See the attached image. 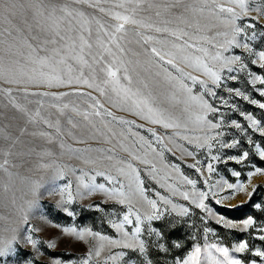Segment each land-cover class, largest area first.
I'll list each match as a JSON object with an SVG mask.
<instances>
[{"label": "snow or ice", "instance_id": "6c2138e0", "mask_svg": "<svg viewBox=\"0 0 264 264\" xmlns=\"http://www.w3.org/2000/svg\"><path fill=\"white\" fill-rule=\"evenodd\" d=\"M75 3L84 0H73ZM101 3L110 7H103ZM88 6L98 11L106 19L97 17L94 13H85L75 9L65 0L57 5L53 0H0V22L5 25L0 27V45L5 46V55H0V81L6 84H16L18 90L23 86L22 95L25 99L36 97L37 107L29 109L19 103L14 97L11 89L6 91L9 97V106L14 110L12 119L24 123L0 127V137L5 141L0 146V170L11 176L10 168L15 167V160L8 157H24L37 153L38 145L25 140L26 136L42 138L51 144L54 138L62 135H72L74 129L81 127L80 121L73 119L72 114L80 117L86 125L95 128L93 117L99 118L105 127H109L111 121L117 125H127L130 122L117 118L112 111L108 110L97 97L91 96L83 91L75 90L72 93L29 91V88L51 89L54 87L86 86L95 90L99 96L105 97L113 106L121 110L134 111L140 119L151 125H158L165 130H173L174 135L193 145V150L176 143L173 136H168L167 141L163 134L153 128H148L149 133L155 138L157 146L172 144L181 150L186 157L193 159L194 163L189 164L197 173L203 174L200 161L196 158L195 150H207L210 160L217 163L228 164L234 162L242 164L248 161L249 151L244 148L247 144L255 149L261 160H264V146L255 142L251 133H258L264 137V120L258 119L255 115L244 110L237 101H244L249 105L264 110V102L251 98L250 95L239 86L240 73L248 77L246 83L256 90L260 97H264V87L256 88V85H264V76L253 74L249 68L259 66L264 69V48L255 49L249 41L256 39L257 33H249L247 29H254L256 25L248 23L240 24V20L248 16V0H164L163 3L149 2V0H97L96 3H89ZM155 11V17H161L162 9L170 19L162 21L154 20L151 16H142L140 13ZM175 9L176 11H173ZM238 9V10H237ZM208 11L211 16L217 17L228 29L216 34L218 39L212 47L215 51L198 46L195 32H189L186 28L169 27L174 21L191 23L188 19L189 13L197 11ZM258 12V17L264 16V0H261L259 7L251 9ZM68 18H79L78 27L74 26ZM95 24L97 31L95 37L90 25ZM131 28V37H130ZM156 33L157 35H153ZM264 36V32L261 33ZM94 37V39H93ZM135 44L137 47H133ZM24 49L27 51L25 52ZM233 49H242L246 55H229ZM143 57V72L138 70L141 61L133 57ZM87 68L86 73L83 69ZM185 68L192 71H185ZM75 70V74H74ZM193 72L199 73L194 75ZM190 82V83H189ZM199 85V90L194 91V86ZM235 85V86H233ZM164 89L170 94V99L185 104L194 105L199 113L196 116V123L200 125L202 136H189L181 134L177 130L182 127L187 131L186 125H181L164 107L161 94ZM227 95H218V92ZM77 95L88 96V108L81 110L72 106L69 110L67 103L53 105L57 109L55 119L51 113L44 114L41 109L43 102L41 97L51 96L53 100H60L63 96ZM181 97L184 99L181 101ZM218 102V103H214ZM68 110V111H66ZM18 114V115H16ZM4 114L0 113V117ZM239 116L240 119L230 118ZM61 117L64 118L67 131L61 126ZM212 117V118H210ZM246 122V124H245ZM41 127H29V126ZM143 127V125H137ZM230 129H234L238 136L224 140L229 135ZM112 137L123 135L115 128H109ZM129 133L138 137L133 140L131 146L121 145L123 151L130 159L120 157L116 159L111 150L108 155L102 157L108 161L116 160L114 164L106 166V170L96 171L92 180L96 177H103L105 183L80 181L76 189V195L86 198L97 192L102 193L109 200H113L121 206H126L122 218L110 220V226L115 230L118 238H109L99 235L100 241H107L109 245L135 252L140 258V264H153L149 253L155 251L158 256L168 258L172 249H180L182 243L179 239H170L169 233L174 231L178 221L170 217L167 207L176 217H185L189 214V207L177 205L166 196L155 193V198L146 195L144 181L141 179L140 170L133 162L144 165L147 175L155 181L160 188H164L176 195L178 189L173 186V177L158 167L162 164L164 169L172 168L180 175L187 185L192 188L191 192L180 191L179 195L194 205L196 209L212 215V209L206 204L209 196H215L211 188L208 191L196 190V182L184 176L175 165L165 164L163 151L138 133ZM83 142V141H81ZM219 145L220 149H241L238 155L213 154V148ZM63 143L60 144L62 148ZM173 152V148H167ZM45 155H51L50 150L40 149ZM86 163H96L89 158ZM41 168L49 167L41 164ZM208 173H212L214 165L208 162L206 165ZM110 169V170H107ZM261 172L256 168L248 173L249 178ZM232 174L239 177V171ZM56 177L66 179L63 168L56 169ZM229 189L233 188L231 183L227 184ZM71 185L66 188L54 189V195L61 199L58 206L69 216L74 215L66 205L73 202V193L69 191ZM245 189V184L236 186L237 191ZM255 192L248 193V196ZM65 193L67 198L64 199ZM227 198V197H225ZM217 204L220 200L215 201ZM91 208L101 210V205H91ZM257 207H259L257 205ZM223 217L217 221L220 223ZM227 227H235L227 221H223ZM27 216L23 224L28 225ZM253 218L243 222L242 231H247L254 225ZM20 229H15L10 239L0 241V264H7L10 256L19 254L17 247L21 239L31 247H36V241L31 235L24 238L20 236ZM24 232L31 229L25 228ZM209 229H205V232ZM264 233V229L259 230ZM63 233L76 236L80 241L85 237L96 236L90 229L78 230L76 227H64ZM264 241V234L258 236ZM48 247H54L50 242ZM213 250L218 257L213 256ZM104 251V244L101 243L95 251V257L99 258ZM208 259L211 264H257V261L246 262L240 257L230 254L226 246H218L216 243L205 245ZM232 253L241 254L249 252L247 241H241L231 249ZM255 257L260 258L259 264H264V250H253ZM93 253L89 252L82 264H90ZM125 252H120L123 257ZM202 248L195 246L186 258L172 257L173 264H202ZM26 258V257H25ZM55 259V258H53ZM108 259L116 260L117 254H110ZM34 264V262H33ZM56 264H60L56 260Z\"/></svg>", "mask_w": 264, "mask_h": 264}, {"label": "rangeland", "instance_id": "374dc122", "mask_svg": "<svg viewBox=\"0 0 264 264\" xmlns=\"http://www.w3.org/2000/svg\"><path fill=\"white\" fill-rule=\"evenodd\" d=\"M57 5H61L65 0H53ZM72 8L80 9L85 13H94L97 17L106 19L101 13L95 11L88 6L89 3H96L97 0H84L81 3H75L73 0H67ZM153 2V0H149ZM155 3H163L164 0H154ZM261 0H248V8L250 9L248 16L240 20V24L247 25L252 23L256 25L254 29H247L249 33L256 32L257 36L254 41H249L250 45H254L255 49L264 48V36L261 35L264 32V16L258 17V12L251 10L259 7ZM103 7H110L108 4L101 3ZM238 10V9H237ZM155 11L153 8L150 11L140 13L142 16H151L154 20L162 21L164 19H170L162 9H160L161 17H155ZM173 11H176L173 9ZM79 18H68V20L76 27H78ZM189 23L174 21L169 25L171 28H186L189 32H195L197 37H205L206 39H197L195 43L198 46L215 51L212 45L217 42L216 34L218 32H224L228 30L221 20L217 17L211 16L208 11L196 13H189ZM0 22V27H4ZM95 33L97 31L96 25L93 23L90 25ZM157 35L156 33H152ZM93 37V39H94ZM131 37V28H130ZM133 47H137L133 44ZM26 52L27 50L24 49ZM229 55L238 54L246 55L242 49H233L228 53ZM0 55H5V46L0 45ZM133 59H139L141 65L137 66L138 70L143 72V60L141 57H133ZM249 68L253 74H259L264 76V69H261L258 65L252 66L249 64ZM86 73L87 68L83 69ZM185 71H192L185 68ZM75 74V70H74ZM194 75L199 73L193 72ZM241 79L239 86L244 89L251 98L264 102V97H260L258 92L250 87L246 81L248 77L245 73L239 74ZM190 83V82H189ZM235 86V85H233ZM264 87V85H256V88ZM8 89L12 90L13 97L24 106L29 109H34L36 105V97H29L25 99L22 95L24 90L23 86L16 84H6L0 81V113L4 115L0 117V127H7L12 125L13 128L17 123H24L23 120L17 121L12 119L14 110L9 106V97L6 95ZM29 91H49L72 93L75 90L83 91L91 96L97 97L104 104V106L113 112V114L122 120L129 121L127 125H117L111 121L110 117H105L106 121H109V127H105V124L96 117H93L95 128L90 125H86V122L82 121L80 117L73 113V119L80 121L81 127L74 129L72 135H62L58 138H54L53 143L49 144L42 138H33L26 136L25 140L29 143H35L39 147L36 154L27 155L24 157H8L11 161L15 160V167L10 168L11 176H9L3 170H0V241H6L11 238L15 229H20L21 238L31 235L36 241V247L33 248L27 244L26 239H21L17 247L19 254L10 256L7 259V264H56V260L60 261V264H82L83 260L87 258V254L92 252L93 255L90 260V264H140V258L135 252L130 250L116 248L109 245L107 241H100L99 235H104L109 238H118L115 230L110 226V220H118L122 218L126 206H121L113 200H109L102 193H95L86 198H80L77 196L76 189L80 181L83 182H95L105 183L106 180L103 177H96L95 181L92 177L96 171L106 170V166L114 164L116 160L108 161L102 157L108 155V150H111V154L119 159L124 157L130 159L121 147L131 146L133 140H138V137H134L129 133H138L139 136L145 138V140L151 142L154 147H158L163 151V160L165 164L175 165L180 169V172L184 176L192 179L196 182V190L208 191L211 188L212 192H215V196H209L206 200L208 207L212 209V215H208L207 212H203L196 209L194 205H190L185 201L182 196L179 195L180 191L191 192L192 188L187 185L179 174L174 172L172 168L164 169L162 164H158V167L162 169V174L166 172L173 177V186L178 189L175 196L170 191L160 188L159 185L153 181L146 173L147 170L144 165L138 162H133L134 166L138 167L141 174V179L144 181V187L147 190L146 195L149 198H155V193L159 192L160 195L166 196L177 205V210L180 206L189 207V214L185 217H176L175 213L171 210V205L160 206L167 207L170 217L178 221V225L174 231L166 233L170 239H179L182 243L180 249L173 248L168 258L158 256L155 251H151L149 255L153 260V264H173L172 257L179 259L186 258V256L194 250L195 246L199 245L202 248V264H211L208 259L206 251H204L205 245L216 243L218 246H226L230 249V254L240 257L243 261H257L260 262V258L251 254L253 250H264V241L258 239L261 233L259 230L264 229V160L259 158V155L255 152V149L247 144L244 148L249 151L250 155L248 161L242 164H236L229 162L228 164L217 163L210 160V154L207 150H195L197 153V159L201 162L200 166L203 169V174L197 173L193 168H189L188 165L194 163L193 159L186 157L181 150H178L172 144L159 145L155 143V138L151 136L148 128H153L158 133L163 134L167 141L168 136H173L176 143L187 147L189 150H193V145L189 144L174 135L173 130H165L158 125L148 124L146 121L140 119L134 111L121 110L120 107L113 106L105 97L99 96L93 89H89L86 86L70 87H54L51 89H32ZM199 90V85L194 86V91ZM218 95H227L220 91ZM43 102V108L41 111L44 114L51 113L55 119L57 109L53 105H63L67 103L69 110L72 106H77L79 109L84 110L88 108V96L67 95L63 96L60 100H53L51 96L41 97ZM184 98L181 97V101ZM161 100L164 107H166L172 116L181 124L187 126L185 128L177 130L181 134H187L189 136H202L203 132L200 131V125L196 123V116L199 110L191 104H185L183 102H177L170 99V94L167 93V89H164L161 94ZM218 103V102H214ZM240 106L246 110L252 112L256 118L264 120V110L259 109L256 106L249 105L246 102L240 100L237 101ZM68 111V110H66ZM18 115V114H16ZM212 118V117H210ZM240 119L239 116L230 117ZM61 126L67 131V125L64 118L61 117ZM246 124V122H245ZM137 125H143V127H137ZM31 127H41L29 126ZM109 128H115L118 133L123 132V135H117L112 137ZM229 135L223 137L224 140H229L238 136V133L234 129H230ZM255 142L261 143L264 146V137H260L258 133H251ZM83 141V142H81ZM5 141L0 137V146H3ZM63 143V147L60 144ZM173 148L174 153L167 150V148ZM40 149L50 150L51 155H45ZM241 149H220L219 145H215L213 148V154L223 155H238ZM0 156V160H2ZM91 158L96 163H86L85 161ZM208 162H212L214 165V171L208 173L205 165ZM47 164L49 167L41 168V164ZM63 168L66 174V179L56 177V169ZM256 168L261 169V172L253 175L249 178L248 173L254 171ZM110 170V169H107ZM233 171H239L241 175L236 177L232 174ZM231 183L233 188L229 189L227 184ZM240 183L245 184V189L237 191L236 186ZM71 185L69 191L73 193V202L66 206L73 211L74 215L69 217L64 211L63 207L58 206L57 202L61 199L60 196L54 195V189L66 188L67 185ZM255 188V192L248 196L249 192H252ZM227 197V198H225ZM64 199L67 198L65 193ZM220 200L217 204L215 201ZM101 205V210L91 208V205ZM257 205L259 207H257ZM237 211V212H235ZM238 215V216H237ZM29 219L28 225L23 224L24 217ZM223 217V221H227L229 224L235 225V227H227L224 222L217 223L218 220ZM235 217V218H234ZM253 218L255 223L247 231H242L243 222ZM64 227H76L78 230L90 229L96 236L85 237L84 241H80L76 236H70L63 233ZM25 228L31 229L29 232H24ZM205 229L209 231L205 232ZM241 241H247L249 245V252L244 253L242 256L238 253H232L231 249L234 245H237ZM52 243L54 247H48L49 243ZM104 244V251L99 258L95 257V251L99 245ZM120 252H125L123 257L119 256ZM110 254H117L116 260L108 259ZM213 256L218 257L219 254L213 250ZM26 257V258H25ZM55 258V259H53Z\"/></svg>", "mask_w": 264, "mask_h": 264}, {"label": "trees", "instance_id": "16d2710c", "mask_svg": "<svg viewBox=\"0 0 264 264\" xmlns=\"http://www.w3.org/2000/svg\"><path fill=\"white\" fill-rule=\"evenodd\" d=\"M235 212H237V211H235ZM238 216V215H237ZM235 218V217H234Z\"/></svg>", "mask_w": 264, "mask_h": 264}]
</instances>
